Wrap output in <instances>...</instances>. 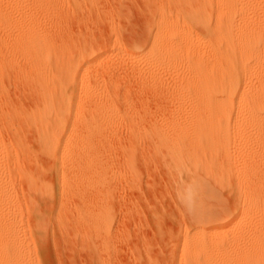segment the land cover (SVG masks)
<instances>
[{"label":"rangeland","instance_id":"rangeland-1","mask_svg":"<svg viewBox=\"0 0 264 264\" xmlns=\"http://www.w3.org/2000/svg\"><path fill=\"white\" fill-rule=\"evenodd\" d=\"M162 13L206 35L178 19L173 0H0V184L13 225L3 246L21 264H191L202 258L184 242L196 227L217 244L239 236L240 224L228 227L233 183L203 172L200 158L205 193L191 206L194 174L178 167V142L153 136L206 110L177 87L203 77L192 68L207 51L183 65L146 57ZM247 237L230 263H242L233 260Z\"/></svg>","mask_w":264,"mask_h":264},{"label":"bare ground","instance_id":"bare-ground-1","mask_svg":"<svg viewBox=\"0 0 264 264\" xmlns=\"http://www.w3.org/2000/svg\"><path fill=\"white\" fill-rule=\"evenodd\" d=\"M173 2L179 13L178 19L197 20L198 25L201 23L200 26H205L206 35H193L189 27L172 21V18L162 13L155 34V52L146 57L154 60L157 52L162 60L181 65L187 59L185 54L196 52L200 56L207 51L210 57L207 53L201 55L204 57L207 54V59L197 55L199 59L196 67L192 68L190 62L192 71L202 70L203 77L191 79L183 76L177 87L182 99L190 102L194 98V101L202 102L206 110L197 107L186 127L174 126L171 130H165L161 126L153 131V136L158 138L157 142L161 145L178 142L179 148L175 154L177 165L182 171L194 174L191 186L188 190L185 188L191 206L205 193L201 195L205 180L198 174L195 176L197 171H201L198 168L200 158L204 162L203 172L211 174L210 177L219 182L233 183L230 187L237 191V205L232 222L227 226L233 228L232 225L240 224L241 228L239 236L237 233L231 240L217 244L210 241L212 235L208 238L206 226L196 227L195 232L189 233L184 242L190 255H200L202 258L191 264H218V261L220 264H229L233 253L231 250L239 248L237 242L242 236L244 238L248 235L254 236L252 242L253 236L247 237L251 242L250 249L244 252L241 249V254L237 255L240 257L232 255L235 258L233 261L238 263L239 258L241 264H264V0H217L216 4L214 0H200L203 3L200 8H197L196 0ZM0 24H3V20H0ZM190 37L196 39L197 43ZM186 61L183 63L188 64ZM156 79H153L155 88L158 86ZM61 138L58 144L64 146ZM68 143L66 146L76 147ZM7 198L1 183L0 264H21L18 253L15 255L4 251L5 232L13 229L4 211L9 205L3 209L9 200ZM259 218L263 221H258ZM224 228L226 225L220 230Z\"/></svg>","mask_w":264,"mask_h":264}]
</instances>
